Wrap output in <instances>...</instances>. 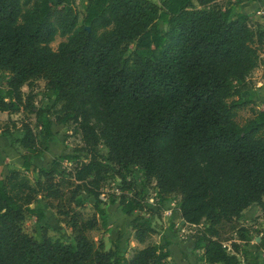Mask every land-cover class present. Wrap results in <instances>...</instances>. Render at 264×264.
Instances as JSON below:
<instances>
[{
    "label": "trees",
    "instance_id": "16d2710c",
    "mask_svg": "<svg viewBox=\"0 0 264 264\" xmlns=\"http://www.w3.org/2000/svg\"><path fill=\"white\" fill-rule=\"evenodd\" d=\"M221 1L88 0L79 25V0H0V72L9 75L0 124L6 134L21 132L22 168L33 176V185L19 170L0 177V264H165L170 241L127 260L92 238L107 226L96 214L105 183L115 180L131 193L111 200L122 215L154 214L140 200L152 183L158 207L179 197V218L194 229L193 250L205 264H260L264 229L249 251L251 230L241 220L252 207L264 219V108L243 95L255 69L264 80V26L254 29L248 14ZM56 36L65 41L53 50ZM36 80L52 93L51 106H34ZM240 109L249 112L243 125L235 120ZM69 125L85 158H65L75 162L66 173L34 166L39 137ZM132 167L143 176L141 190L129 181ZM85 197L94 201L89 218ZM43 204L70 231L69 244L47 237ZM26 214L42 231L38 240L22 231ZM131 225L138 244L155 232L141 216Z\"/></svg>",
    "mask_w": 264,
    "mask_h": 264
},
{
    "label": "rangeland",
    "instance_id": "374dc122",
    "mask_svg": "<svg viewBox=\"0 0 264 264\" xmlns=\"http://www.w3.org/2000/svg\"><path fill=\"white\" fill-rule=\"evenodd\" d=\"M158 6H160V0H149ZM251 0H223L219 3V7H235L243 14L249 15L250 25L256 29L260 30L263 28V16L264 9L259 8L252 12H249L247 7L240 9L238 7L240 3H248ZM237 5V7H236ZM88 6V0H79V5L77 7L78 14V24L83 23L85 17L86 8ZM160 30L162 33L167 31V27L161 25ZM65 41V38L56 36L55 40L51 43V48L53 50L57 49L59 43ZM133 47H130L132 50ZM8 74L5 72H0V89H6V83ZM250 82L253 84V89L251 92L244 94L243 97L252 96L253 104L256 108H262V100H264L263 92L259 90L262 85L261 80V68H257L251 75ZM31 93L34 95V106L36 108H45L46 106H51L53 104V96L50 91L45 87V83L42 80H36L33 83V87L30 89ZM24 94L29 92L27 87L22 89ZM60 105H57L55 109H59ZM249 117L248 109H240L236 112V122L239 125H243L247 118ZM53 137L46 139L44 137H39L40 152L36 156H30L29 161L36 167L49 169L51 166L57 167L58 172H68L74 166V161H68L65 158L78 157L79 161H82L85 157L83 154L78 153L77 150L83 146L81 140V135L77 131L76 127L73 125L69 126H52ZM10 134H6L3 131V125L0 124V177L5 178L10 170H19L22 174H25L29 179L31 185H33V176L31 173H25L22 168V158L21 155L24 151L20 148L18 140L22 137L21 132L11 129ZM101 156H106L107 150L104 146L100 145L98 147ZM129 181H131L137 188L141 190L142 186L145 184L143 176L134 167L130 169ZM122 184L115 180L107 181L105 187L103 188V195L101 210L102 214H96V218L99 224L104 220L107 226L99 225L92 233V238L96 241H102L104 244V249H117L120 251L127 260H130L136 251L140 248H144L147 245H163L165 242H173V238L177 239L179 242H173L172 245H176V250L171 249V252L175 255L181 253L180 256L169 258L165 264H191L189 260L196 261L190 256V248L187 247L188 241L194 232L193 228H189L181 223L179 220L178 205L179 197L170 196L169 199L163 203L160 207L156 205L157 203V190L155 189L154 183L146 185L143 189V194L140 196L141 204L144 208H150L154 210V214L150 216L147 215L145 210L135 211L130 216L122 215L119 212L117 204L112 205L111 200L116 202L119 199L120 194H125L130 196V192L120 191ZM38 201L41 202L42 199ZM264 201V198H263ZM94 201L87 197L84 198V205L82 212L86 217H91L95 215V210L93 208ZM32 207V205H31ZM46 212V218L41 222L45 227V233L53 241H59L64 244H69L71 242L72 235L68 229L62 225L54 211L50 209L46 204L44 205ZM260 212L257 208L252 207L244 212L242 224L247 228H250L251 232L247 235L250 244L255 243L254 238L258 231H263L264 229V219L259 216ZM143 217L149 220L155 225V232L152 234L144 244H138L134 238V231L132 229L131 222L137 217ZM22 231L33 239L38 240L42 231L38 230L36 227V219L30 214H26L25 219L21 225ZM177 252V253H176ZM189 254V255H188ZM193 256L195 252L191 253ZM264 255V251L261 252ZM188 255V256H187ZM188 258V259H187ZM201 260L198 259V262ZM192 263V264H193Z\"/></svg>",
    "mask_w": 264,
    "mask_h": 264
},
{
    "label": "crops",
    "instance_id": "0c3cea01",
    "mask_svg": "<svg viewBox=\"0 0 264 264\" xmlns=\"http://www.w3.org/2000/svg\"><path fill=\"white\" fill-rule=\"evenodd\" d=\"M238 7H240V9H243L244 7H247V9H248V11L249 12H252V11H254V10H256V9H259V8H263L264 9V1H261V2H255V1H250V2H248V3H240V5L238 6ZM259 88H261V89H259V90H256V92H259V91H261V92H263V94H264V80H262V85H261V87H259ZM263 102H262V108L261 109H263L264 108V100H262ZM44 205L45 204H43V208H44ZM45 210V209H44ZM247 211V210H246ZM244 215V214H243ZM46 218V217H45ZM44 218V219H45ZM43 219V220H44ZM243 219V218H242ZM42 220V221H43ZM180 220V219H179ZM41 221V222H42ZM181 221V220H180ZM189 228H191V227H189ZM174 240H173V242H176V240L177 239H175V237H172ZM258 239H259V237H257V235L255 236V238H254V244H253V246H252V244H250V242H249V244H248V250L249 251H252V252H254L255 251V247H256V245L259 243L258 242ZM172 242V243H173ZM177 242H179L178 240H177ZM172 243H171V245L168 247V250H169V258H173V257H178V256H180L181 257V253H177V255H175V254H173L172 252H171V249L172 248H176V245H172ZM187 247L188 248H190V252L192 253V252H195L196 254L195 255H197V256H193L191 253H189L190 254V256L194 259V257H198V258H196V261L193 263V260H189L190 262H191V264L193 263V264H205L204 263V261H203V259H202V253L200 252V251H194L193 250V245H192V242H191V239L188 241V244H187ZM140 249V248H139ZM138 249V250H139ZM176 250V249H175ZM263 252V251H262ZM188 254V255H189ZM187 255V256H188ZM168 258V259H169ZM188 259V258H187ZM198 259L199 260H201L200 262H198ZM259 263L260 264H264V255L263 254H261L260 253V260H259Z\"/></svg>",
    "mask_w": 264,
    "mask_h": 264
},
{
    "label": "water",
    "instance_id": "95a60500",
    "mask_svg": "<svg viewBox=\"0 0 264 264\" xmlns=\"http://www.w3.org/2000/svg\"><path fill=\"white\" fill-rule=\"evenodd\" d=\"M87 31H89V28H86ZM260 241V238L258 239V242Z\"/></svg>",
    "mask_w": 264,
    "mask_h": 264
},
{
    "label": "built area",
    "instance_id": "2783aa9c",
    "mask_svg": "<svg viewBox=\"0 0 264 264\" xmlns=\"http://www.w3.org/2000/svg\"><path fill=\"white\" fill-rule=\"evenodd\" d=\"M102 199V198H101ZM181 223L183 224V221L181 220ZM184 225V224H183ZM186 226V225H185ZM188 227V226H187Z\"/></svg>",
    "mask_w": 264,
    "mask_h": 264
}]
</instances>
